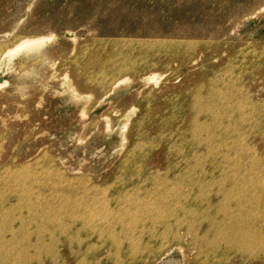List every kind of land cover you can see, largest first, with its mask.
Listing matches in <instances>:
<instances>
[{
	"label": "bare ground",
	"instance_id": "obj_1",
	"mask_svg": "<svg viewBox=\"0 0 264 264\" xmlns=\"http://www.w3.org/2000/svg\"><path fill=\"white\" fill-rule=\"evenodd\" d=\"M49 44L44 38H27L11 48L2 45L0 70L9 71L19 54L25 60L37 57V69L42 68ZM251 51L249 63H259L260 54ZM166 52L171 58L183 56L179 51ZM115 53L107 57L113 58L111 62L122 61L124 54ZM73 60L69 68L76 83L94 81L93 92L98 96L128 82L124 75L115 76L129 67L126 64L114 65L101 57L94 62L97 72L84 70L83 78L81 61ZM228 75V83L236 84V71L230 69ZM110 76L116 78L108 82ZM26 78L21 89L30 86ZM156 79L152 75L145 81ZM224 83L219 84L212 73L204 74L191 95L163 97L160 107L154 106L157 92L145 91L141 112L131 121L114 172L98 184L90 175L81 174L74 177L76 185H70L59 155L50 161L40 157L31 166L1 162L0 193L16 183L21 191L15 208L0 204V264H116L117 259L122 260L117 264H176L165 252L182 245L188 235L200 247L196 264H220L222 257L232 260L236 254L244 258L239 264H264V199L238 184L241 175L236 173V154L245 155L259 144L261 120L236 124V101ZM8 88L7 82L0 81V99L18 93ZM206 98L209 102L201 104ZM157 157L160 166L154 164ZM41 185L55 194L62 191L57 202H50L52 195L28 197L29 189ZM66 189H78L81 196L65 198ZM213 194L215 199H211ZM222 243L225 249L218 251ZM57 245L69 253H62Z\"/></svg>",
	"mask_w": 264,
	"mask_h": 264
},
{
	"label": "rangeland",
	"instance_id": "obj_2",
	"mask_svg": "<svg viewBox=\"0 0 264 264\" xmlns=\"http://www.w3.org/2000/svg\"><path fill=\"white\" fill-rule=\"evenodd\" d=\"M27 38L50 40L47 62L37 69V57L25 60L19 54L9 71L0 70L7 91H18L0 99V164L31 166L40 157L49 160L59 155L65 161L63 168L70 171H64L70 185H76L74 177L81 174L90 175L98 184L114 172L131 121L141 112L145 91L157 92L154 106L160 107L163 97H188L199 77L212 73L219 84L225 81L223 88L236 101V124L261 120L259 144L245 155L236 154V173L241 175L238 184L264 199V0H0V47L11 48ZM166 50L179 51L184 57L171 58ZM251 50L260 54L259 63H249ZM119 51L124 61L115 56ZM111 53H115V63L107 57ZM145 55L146 59L140 58ZM94 56L128 65L115 75L126 76L128 82L104 97L93 92L94 81L78 85L69 63L81 61L77 63L82 74L84 70L97 72ZM230 69L236 71L234 85L227 80ZM152 75L157 79L146 82ZM25 76L30 85L26 90L20 88ZM116 77H108V82ZM207 102V98L200 100ZM129 113L126 124L124 115ZM153 160L160 166L158 157ZM11 188H3L0 204L13 209L21 189L18 183ZM76 190H64L65 198H79L81 192ZM55 192L41 185L29 189L28 197L52 195L50 202H57L62 191ZM215 198L213 194L211 199ZM218 247V251L225 249L223 243ZM57 248L69 253L61 245ZM199 250L188 235L182 245L165 254L176 264H196ZM243 259L239 254L232 260L222 257L220 264H239Z\"/></svg>",
	"mask_w": 264,
	"mask_h": 264
}]
</instances>
